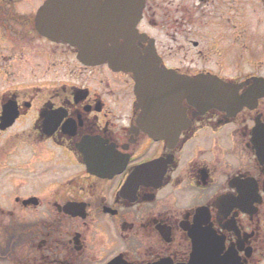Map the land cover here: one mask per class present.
Returning a JSON list of instances; mask_svg holds the SVG:
<instances>
[{
	"label": "flooded vegetation",
	"instance_id": "af4514ba",
	"mask_svg": "<svg viewBox=\"0 0 264 264\" xmlns=\"http://www.w3.org/2000/svg\"><path fill=\"white\" fill-rule=\"evenodd\" d=\"M46 1L0 0V264H264V0L254 43L250 0H145L138 47L160 68L260 95L237 114L184 102L191 126L158 142L132 75L38 34Z\"/></svg>",
	"mask_w": 264,
	"mask_h": 264
},
{
	"label": "water",
	"instance_id": "95a60500",
	"mask_svg": "<svg viewBox=\"0 0 264 264\" xmlns=\"http://www.w3.org/2000/svg\"><path fill=\"white\" fill-rule=\"evenodd\" d=\"M62 1L66 0H53L52 4L43 7L38 15V30L54 41L72 39L80 49V59L87 65L107 63L114 71L133 73L138 106L144 117L141 120L154 115L150 120L162 122L176 113L184 114V100L202 110V114L210 106L230 111L235 104H247L249 98L242 99V103L237 98L238 87L235 85L217 83L212 78L184 79L161 70L151 48L141 54L136 45L140 38L136 28L141 19L143 0H105L94 11L91 8L83 11L85 6L80 7V0H73L67 6ZM181 122L186 126L190 124L185 120ZM153 126L143 124L147 132L168 140L163 127ZM183 129L180 125L175 130ZM161 133L165 136L159 135ZM153 165L149 164L150 167ZM204 258L205 255L196 251L197 263L193 259V264H205Z\"/></svg>",
	"mask_w": 264,
	"mask_h": 264
},
{
	"label": "rangeland",
	"instance_id": "374dc122",
	"mask_svg": "<svg viewBox=\"0 0 264 264\" xmlns=\"http://www.w3.org/2000/svg\"><path fill=\"white\" fill-rule=\"evenodd\" d=\"M252 6H253V1L252 0H250L248 3H246V8H245V14H246V16L245 17L248 18V21H249V24H250L249 31H248L249 32V35H250L249 41H252V43H254L256 41L254 40V38H251V35L253 33V29H254V25H253L254 20H253V14H252ZM253 53H255V52H251L250 54H253ZM245 54L246 55H250L247 52H245ZM229 132H230V130L227 129L225 131V134L228 136L229 135ZM211 135L212 134L210 132H208V131L202 133L200 135V137L191 145V147L188 150V154H191L192 151L194 149L198 148V147H201V146H205L206 147V146H208L209 140H210L209 137Z\"/></svg>",
	"mask_w": 264,
	"mask_h": 264
}]
</instances>
